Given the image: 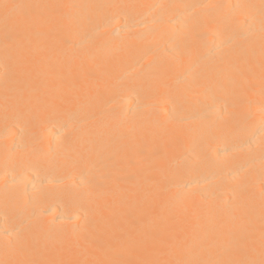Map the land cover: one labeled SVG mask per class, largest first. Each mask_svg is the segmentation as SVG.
<instances>
[{"label": "bare ground", "instance_id": "bare-ground-1", "mask_svg": "<svg viewBox=\"0 0 264 264\" xmlns=\"http://www.w3.org/2000/svg\"><path fill=\"white\" fill-rule=\"evenodd\" d=\"M0 264H264V0H0Z\"/></svg>", "mask_w": 264, "mask_h": 264}]
</instances>
